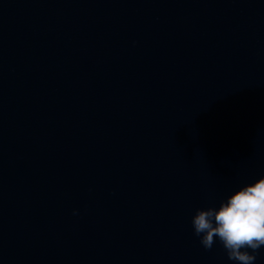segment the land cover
I'll use <instances>...</instances> for the list:
<instances>
[{
    "label": "water",
    "instance_id": "95a60500",
    "mask_svg": "<svg viewBox=\"0 0 264 264\" xmlns=\"http://www.w3.org/2000/svg\"><path fill=\"white\" fill-rule=\"evenodd\" d=\"M261 175L264 0H0V264H234Z\"/></svg>",
    "mask_w": 264,
    "mask_h": 264
},
{
    "label": "clouds",
    "instance_id": "9594fccd",
    "mask_svg": "<svg viewBox=\"0 0 264 264\" xmlns=\"http://www.w3.org/2000/svg\"><path fill=\"white\" fill-rule=\"evenodd\" d=\"M191 225L205 250L218 240L234 264H256L264 248V175L234 189L218 206L197 209Z\"/></svg>",
    "mask_w": 264,
    "mask_h": 264
}]
</instances>
